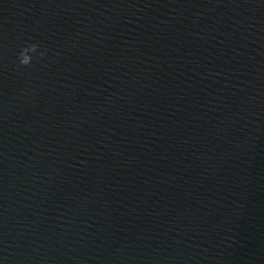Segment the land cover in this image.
Wrapping results in <instances>:
<instances>
[{
    "label": "water",
    "instance_id": "water-1",
    "mask_svg": "<svg viewBox=\"0 0 264 264\" xmlns=\"http://www.w3.org/2000/svg\"><path fill=\"white\" fill-rule=\"evenodd\" d=\"M0 264H264V0H0Z\"/></svg>",
    "mask_w": 264,
    "mask_h": 264
},
{
    "label": "clouds",
    "instance_id": "clouds-1",
    "mask_svg": "<svg viewBox=\"0 0 264 264\" xmlns=\"http://www.w3.org/2000/svg\"><path fill=\"white\" fill-rule=\"evenodd\" d=\"M37 52V45H29L28 47H25L18 56L19 66L20 67H29L32 64L33 57L29 55V53H36ZM40 57L42 58L44 56V53L41 52Z\"/></svg>",
    "mask_w": 264,
    "mask_h": 264
}]
</instances>
